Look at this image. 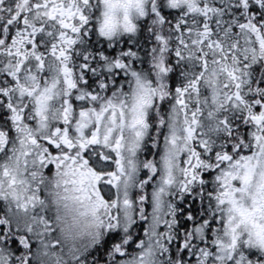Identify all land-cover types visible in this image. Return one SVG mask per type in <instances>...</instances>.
Returning <instances> with one entry per match:
<instances>
[{
  "label": "snow or ice",
  "instance_id": "obj_1",
  "mask_svg": "<svg viewBox=\"0 0 264 264\" xmlns=\"http://www.w3.org/2000/svg\"><path fill=\"white\" fill-rule=\"evenodd\" d=\"M0 264H264V0H0Z\"/></svg>",
  "mask_w": 264,
  "mask_h": 264
}]
</instances>
